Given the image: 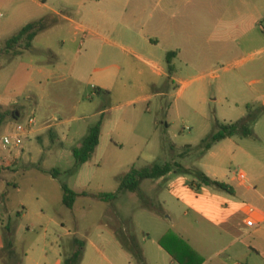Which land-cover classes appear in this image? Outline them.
I'll return each mask as SVG.
<instances>
[{
	"label": "rangeland",
	"instance_id": "obj_1",
	"mask_svg": "<svg viewBox=\"0 0 264 264\" xmlns=\"http://www.w3.org/2000/svg\"><path fill=\"white\" fill-rule=\"evenodd\" d=\"M193 3L197 37L183 44L194 58L189 66L185 59L176 63L178 80L160 76L155 67L131 58L120 70L112 96H99L92 87L84 92L86 102L93 95L100 107L114 106L113 117L121 118L122 130L114 143L103 139L92 159L77 168L73 149L80 147L98 117L58 126V121L52 120L48 129L37 132L38 124L36 131L19 135L5 148L1 143L3 136L15 134L17 124L25 123L31 114L27 106L32 90L29 57L16 54L26 47V41L13 48L7 42L27 23L39 22L48 13L35 7L31 0H0V168L4 169L0 174V264L19 263L20 258H14L13 253L24 258L28 251L37 250L36 244L45 237L58 238L62 252L68 253L70 245L63 247L67 240L60 239L63 224L71 238L87 244L97 238L101 222L114 220L116 213L129 227V220H133L134 234L142 240L148 235L158 238L162 228L170 229L180 232L190 248L204 245L207 255H214L229 242L214 240L219 231L216 228L188 227L178 216L174 200L164 191L166 182L160 179H145L138 192L123 191L112 202L93 195L118 192L120 178L132 167L178 162L192 174L212 166L236 172L246 168L238 160L231 165L233 145L228 141L213 145L216 158L205 155L206 145L221 125L235 123L250 112L258 114L251 124L253 134H238L239 139L264 145V41L240 39L244 33L249 37L263 35L264 0ZM181 6L184 10L185 3ZM54 21L55 18L44 17L42 29L46 30L36 45L41 49L47 46L58 54L63 52L59 40L66 35L62 27L51 25ZM225 37L228 51L219 55L218 46ZM160 53L153 57L155 63H159ZM56 86L53 82L50 93H55ZM161 91L168 94L158 95ZM70 92L66 91L65 100L71 102ZM140 96L150 97L127 103ZM17 109L22 113L15 120L13 113ZM76 127H80L79 132ZM55 169L60 171L57 178L50 174ZM63 184L92 196H79L73 209H68L63 204ZM242 199L252 204L260 201L256 196ZM117 230L125 235L122 224L117 225ZM205 230L213 232L211 239L204 236ZM245 239L251 242L247 235ZM87 253H91L89 248Z\"/></svg>",
	"mask_w": 264,
	"mask_h": 264
},
{
	"label": "crops",
	"instance_id": "obj_2",
	"mask_svg": "<svg viewBox=\"0 0 264 264\" xmlns=\"http://www.w3.org/2000/svg\"><path fill=\"white\" fill-rule=\"evenodd\" d=\"M31 2L48 13L40 21L44 17L55 18L51 25L62 27L66 35L59 40L62 53L55 54L47 46L41 49L36 45V40L46 29L40 30L32 40L30 48H21L16 53L23 58L29 57V86L32 90L27 106L38 117L37 132L50 128L52 120L58 121V126L98 117V121L102 119L103 122L100 144L103 139L114 143L116 135L122 130L121 118L113 117L114 106L100 107L93 95H89L90 101L86 102L84 92L88 87H92L99 96H112L120 70L131 58L155 67L160 76L166 75L170 79L178 80L176 63L185 59V65L189 66L194 58L193 52L187 51L183 43L197 37L193 25L196 20V4L193 2L196 3L197 0ZM182 2L185 3L184 10ZM262 33L263 35L258 34L257 37L240 34V39L261 42L264 41V30ZM226 41L225 37V41L218 46L219 55L227 54ZM40 50L46 53L43 54ZM159 51L160 61L155 63L153 57ZM65 66L66 70L63 69ZM53 82L57 85L56 91L50 93ZM69 90L71 96L68 98L71 102L65 100L66 91ZM167 94L165 91L158 93L160 96ZM149 97L128 99L127 103ZM21 113L17 109L14 119L18 120ZM79 128L76 127V132L80 131ZM244 139H239L237 134L217 142L214 147L225 141L231 142V165L238 160L246 168L236 172L212 166L202 171L211 179L230 185L232 193L202 184L189 168L186 169L190 173L173 171L174 175L171 172L159 178L166 182L164 191L174 200L178 216L183 218L188 227H213L219 230L214 240H229L214 255H207L204 245L190 248L185 255L188 264H264V145L244 143ZM214 147L206 150L205 157H217L213 152ZM154 180L156 179L152 181ZM156 184L158 185L157 182ZM82 192L87 191L79 193ZM89 194L91 196L92 193ZM245 196H256L260 201L252 204L242 199ZM154 213L158 216V212ZM129 221L130 227L116 213L114 220L101 222L97 238L87 244L83 240L85 247L80 264H179L160 241L167 234H172V240L176 243L179 239L184 240L185 237L180 232L162 228L158 238L148 235L146 240H142L134 234L133 220ZM118 224H122L125 235L118 232ZM62 229L64 233L60 235V239L67 240L63 247L70 245L68 253L62 252L64 249L58 238L50 240L45 237L41 244H36L38 249L28 251L24 258L20 253H13L14 258H20L17 264H65V260L74 250V240L77 238L70 237L71 232L64 224ZM203 232L206 238L211 239L209 237L213 232ZM245 235L251 238V242H247ZM88 248L91 253H87ZM223 252H226L224 256H220Z\"/></svg>",
	"mask_w": 264,
	"mask_h": 264
},
{
	"label": "trees",
	"instance_id": "obj_3",
	"mask_svg": "<svg viewBox=\"0 0 264 264\" xmlns=\"http://www.w3.org/2000/svg\"><path fill=\"white\" fill-rule=\"evenodd\" d=\"M43 27V20L39 22L29 23L24 26L21 31L11 37L7 45L9 48H13L15 44H19L22 41H26V49L31 47L32 40L40 32ZM15 112L13 117H15ZM258 119V114L252 112L248 113L247 116L235 123L221 125L218 132L211 136L210 142L206 145V149H210L215 143L234 135L240 134L243 137H249L253 134L251 124H253ZM102 119L98 121L95 125L90 127L89 134L83 138L80 147L73 149V154L76 160L77 168L89 162L97 147L100 144V138L102 135ZM3 168H0V173ZM180 173H190L189 169L181 166L178 162L167 163L165 165L153 164L143 168L132 167L131 170L120 178V187L116 193H98L94 196L105 202H112L115 200L119 193L123 191L138 192L140 190V184L145 179H159L169 173L176 171ZM54 178H57L60 174L58 169L50 172ZM202 184L206 186H212L218 190L227 191L232 193V187L224 182L211 179L204 172L193 173ZM63 204L68 209H73L76 200L79 196H89L87 192L79 193L71 189L67 184H63ZM92 196V195H91ZM173 235H165L160 243L161 245L172 255V257L179 264H188L185 261V255L188 253L190 247L183 239H179L176 242L172 240ZM75 249L72 251L70 256L65 260V264H80L84 254L85 241L81 239L74 240Z\"/></svg>",
	"mask_w": 264,
	"mask_h": 264
},
{
	"label": "built area",
	"instance_id": "obj_4",
	"mask_svg": "<svg viewBox=\"0 0 264 264\" xmlns=\"http://www.w3.org/2000/svg\"><path fill=\"white\" fill-rule=\"evenodd\" d=\"M38 126V119L35 115L34 111H31L29 114L27 121L25 123H19L16 126V132L13 135H5L3 136L1 143L5 148L7 145L11 144L14 138H18L21 134H30L36 130Z\"/></svg>",
	"mask_w": 264,
	"mask_h": 264
}]
</instances>
